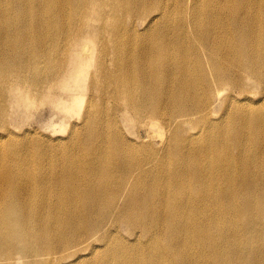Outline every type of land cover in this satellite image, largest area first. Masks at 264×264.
I'll return each instance as SVG.
<instances>
[{"label":"bare ground","instance_id":"bare-ground-1","mask_svg":"<svg viewBox=\"0 0 264 264\" xmlns=\"http://www.w3.org/2000/svg\"><path fill=\"white\" fill-rule=\"evenodd\" d=\"M0 264H264V0H0Z\"/></svg>","mask_w":264,"mask_h":264},{"label":"rangeland","instance_id":"rangeland-1","mask_svg":"<svg viewBox=\"0 0 264 264\" xmlns=\"http://www.w3.org/2000/svg\"><path fill=\"white\" fill-rule=\"evenodd\" d=\"M66 86H61V89H66ZM86 104L82 110L81 115L85 112ZM219 110H217L218 112ZM80 115V116H81ZM75 116L76 119L77 117ZM62 117H65V114L58 110L57 108L49 105V104H37L33 109L30 110V117L24 120L22 123V127L32 129L40 134L48 133L52 135V138H57L58 136L64 137L68 134V128L61 127V124L63 123L64 119ZM125 132L128 135H131V133L136 132L138 129H136L135 125L132 123H127L122 125ZM16 130H23L21 128H16ZM143 136H145V132L142 133ZM136 147L138 148H144L143 145H140V143L136 144Z\"/></svg>","mask_w":264,"mask_h":264}]
</instances>
